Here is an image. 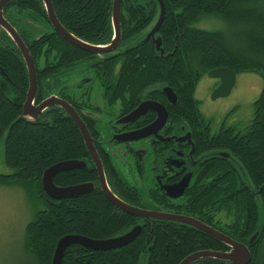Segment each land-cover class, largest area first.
Returning <instances> with one entry per match:
<instances>
[{
	"label": "trees",
	"instance_id": "trees-1",
	"mask_svg": "<svg viewBox=\"0 0 264 264\" xmlns=\"http://www.w3.org/2000/svg\"><path fill=\"white\" fill-rule=\"evenodd\" d=\"M70 1L75 0H52L62 25L75 27H72L73 34L87 43H108L113 34L111 8L115 0H86L87 4L78 8L74 4H64ZM146 1L157 3V0ZM163 1L167 13L162 32H166L171 55L160 57L152 44L138 47L137 54L122 58L125 68L123 74L119 73L121 76L113 68L117 57L91 65L97 70L90 75L102 86L107 101L116 96L119 98L120 88L115 89L113 85L116 81H120L126 91L122 94L124 101L131 98L127 89L142 84L167 85L178 97L171 111L173 128L185 124L194 131H205L206 127L209 129L208 121L195 96L203 76L215 68L226 67L237 74L258 73L264 81V0ZM153 9L155 19L159 8L154 6ZM3 16L22 38L35 62L38 78L35 104L55 95L75 105L77 96V102L85 98L81 108L90 107L87 94H79L70 83L71 70L80 69L82 62H91L90 53L72 46L54 29L43 0H10L4 7ZM70 16L74 23L66 22ZM137 16L128 14L133 22ZM211 18L224 20L233 37L225 31L197 26L202 20ZM29 87L23 53L0 26V147L4 145V159L12 170L10 174L0 173V180L23 184L36 192L44 207L26 227V248L36 258V264H52L57 243L63 236L78 234L98 240L115 238L131 227V223H126L131 215L122 210L124 224L119 230V207L100 189L60 200L46 194L42 176L47 168L88 154L80 129L61 106L46 109L38 120L23 116ZM93 122L97 126L98 123ZM87 125L95 127L90 122ZM240 132V136L219 133L198 142V154H207L208 159L198 171L187 200L194 204L190 208L194 216L203 209L197 204L207 205L203 212L208 209V213L224 215L226 222L213 227L249 247V264H264V86L254 103L252 120ZM203 133L207 135V132ZM213 149L223 150L230 157H210L215 152ZM90 169L89 175L59 173L54 183L66 187L95 179L96 171L94 167ZM137 196H141L138 190L134 193V197ZM133 203L145 206L143 201ZM256 233L258 236L251 243L250 239ZM229 248L213 236L198 229L192 231L189 227L186 230H157L153 237L150 223L146 222L139 236L120 250L98 251L81 245L69 246L63 264H179L198 251H227ZM191 264L233 263L200 258Z\"/></svg>",
	"mask_w": 264,
	"mask_h": 264
},
{
	"label": "flooded vegetation",
	"instance_id": "flooded-vegetation-1",
	"mask_svg": "<svg viewBox=\"0 0 264 264\" xmlns=\"http://www.w3.org/2000/svg\"><path fill=\"white\" fill-rule=\"evenodd\" d=\"M43 3L48 14L44 0ZM64 4L66 6L74 4L78 8V6H83L87 4V2L86 0H75L66 2ZM114 5L115 4L112 3L111 8V31L113 34L108 43H87L73 34L72 31L74 30L72 29V25L70 28H65L59 21L67 33H69V35L77 41H81L85 44L100 49L110 47L113 44L116 45L111 51L95 53L86 49H82L76 44L67 40L72 46L86 50L90 53L88 57L91 59V62H82L80 69L77 71H73V69L71 70L73 75H71L72 80H70V83L73 86L72 88H76V92L79 94H87L86 97L89 98L91 106L84 107V109L81 108L85 98L81 99V102H77V96L75 98V105H71L74 107L77 114L83 119L86 125L88 122H90L92 126H95L93 121L98 123L94 128H90L88 125L87 127L96 151L99 155L100 162L103 166L106 183L111 192L116 197L132 207H137L152 212L168 213L172 215L195 218L211 227H213V225H218L219 223H222L223 225L226 222L225 218L223 217L224 215L217 212L208 213V209H206L207 212H203V209L207 208V205H204L203 207V204H197V206L200 205V207L203 209L198 212L197 216L191 214L190 208L194 204L188 201L187 198L190 196L189 190L193 189L198 171L202 168L204 161L208 159L207 154H198V142H200L203 137L210 136L212 138L214 135H218L219 133H222L223 135L229 134L240 136L242 135V132H240L241 129H238L234 126H227L225 123H222L220 130L215 132L211 128V120L207 119L204 115L203 116L206 118L209 125V129L206 127L205 131L204 129H202V131H194V129L187 127L185 124H181L179 128H173V124L171 123V111L172 105L177 104L178 97L175 103L171 102L165 92V88L169 86L164 84H142L137 88L129 90L127 89V93L131 95V98L124 101L122 94L124 92L126 93V91L121 87V82L116 81L113 83V85H115V89L120 88L119 98L116 96L113 100L107 101L100 83L92 80L93 77L90 75V73H92L94 70H97V67H91V65L102 62L104 59L117 57V62L113 68L115 69L116 74H123L125 65L122 63V58L131 54H137L138 51H136V49L138 47L144 48L151 44L154 46L155 51L160 57L168 58L171 55L169 46H167L166 32H162L163 23L154 34L151 33L160 14V4L158 1L155 3L154 1L146 0H122L119 23L121 36L118 41H116L117 38L114 22ZM154 6H158L159 8L158 16L155 19L154 16H152L154 13ZM53 9L57 17L54 5ZM130 13L138 15L135 22L131 21L133 19L128 17V14ZM166 13L167 10L165 5V17ZM57 19L59 20L58 17ZM73 21L74 20L72 16L69 18L67 17L66 19L67 23H74ZM50 22L54 27L51 19ZM54 29L56 30L55 27ZM75 32L79 33L80 31ZM134 32H136V34H134ZM158 45H160L159 48ZM75 74H82V76L77 77ZM121 74L119 75L121 76ZM96 89H98V92ZM97 95H100L105 101L103 108L95 104L94 99L98 98ZM157 104L162 108L157 107ZM80 108L82 111L81 115L79 114ZM136 110L138 111V115L135 118L124 121L126 116ZM165 111V122L160 127H158V123L154 125L160 115L162 117L164 116ZM203 132H207V135L204 136ZM85 147L88 155L82 158L72 159L81 161L83 163V167L66 172H69L71 175H76L80 172L84 173L85 175H89L91 171L90 168L94 167L96 171V178L73 183L71 186L83 183H91L93 184L92 191L100 189L103 192L100 175L97 170L95 160L86 143ZM213 150H215V152H212ZM213 150H210L212 152L210 157L216 156L219 158H226L224 154L227 153H225L223 150ZM183 180H188V185L181 196L173 197L167 193L169 187L176 185ZM136 190L141 192V196H137L135 198L134 193ZM123 195L128 197V199L124 198ZM78 196L80 195L74 197ZM141 200L145 203L143 205L146 207L137 206L135 203H133L134 201L136 203H141ZM128 214L131 215V217L127 218L126 223H131V227L127 230V232L120 233L114 237H121L136 227H140L141 232L146 222L150 223V229L153 237L157 230H186L187 227H189L192 231L195 229L200 230L198 227L180 220L163 219L157 217H142L130 213ZM123 224L124 216L122 209L119 208V230ZM133 241L115 249L120 250L121 248L128 246ZM229 250L230 248L227 251Z\"/></svg>",
	"mask_w": 264,
	"mask_h": 264
},
{
	"label": "water",
	"instance_id": "water-1",
	"mask_svg": "<svg viewBox=\"0 0 264 264\" xmlns=\"http://www.w3.org/2000/svg\"><path fill=\"white\" fill-rule=\"evenodd\" d=\"M9 1L10 0H0V26L9 33V35L13 38V40L19 46V48L21 49L23 53L26 64H27V68L29 72L30 87L27 93L26 101L23 106V116L30 120H38L40 115L46 109L52 106H55V105L61 106L72 116L73 120L75 121L78 128L80 129L84 137L85 143L88 146L95 160L96 167L100 175L102 190L104 194L106 195V197L113 204L121 208L123 211L128 212L130 214L137 215V216L157 217V218L173 219V220H180V221L187 222L189 224H192L198 227L200 230L213 236L214 238L224 242L226 245L230 247L229 251H215V250L198 251L186 257L179 264H191L193 261L200 259V258L221 259L224 261L231 262L233 264H249L251 261V251L249 247L243 243L233 240L232 238H230L223 232L211 226H208L195 218L172 215L168 213L152 212V211L143 210L137 207H132L124 203L123 201H121L118 197H116L111 192V190L109 189L106 183L103 166L100 162L99 155L94 146L93 140L88 130V127L86 123L83 121V119L77 114L74 107L71 104H69L66 100L59 98L55 95L50 96L49 98L43 100L38 105L35 104L37 88H38V78H37V70H36L35 62L33 60L31 53L29 52V49L27 48L26 44L22 40V38L19 36L15 28H13V26H11V24L3 16V9ZM157 1L160 4V14L158 16L156 25L151 31L152 34H154L159 29V27L161 26L165 18V3L163 0H157ZM44 2H45L49 17L54 27L69 42L76 44L82 49H86V50H89L95 53L111 51L116 46L115 44H113L110 47L100 49V48H95L93 46L85 44L81 41H77L76 39L72 38L69 35V33H67V31L64 29V27L61 25L59 20L57 19L51 0H44ZM121 3H122V0H115L114 22H115V27H116V38H117L116 41H118L121 36L120 26H119L120 15H121ZM159 47L160 45H158V48ZM208 76L211 78H216L219 81L217 87L213 90L212 95H211L213 100L220 98V97L228 96L231 93L236 83V79H237L236 72L226 67L215 68L208 72ZM165 92L167 96L169 97V99L171 100V102L175 103L177 100V95L173 92V90L170 87H166ZM157 107L162 108L158 104H157ZM137 115H138V111L137 110L133 111L128 116H126L124 121L132 120ZM165 120H166V111L163 117L161 115L159 116V118L156 120L154 125L158 123V127H160L165 122ZM224 155L226 156V158L230 157L229 154H224ZM82 167H83V163L79 160H67V161L59 162V163H56L50 166L44 171L43 176H42L43 190L46 192L48 196L56 200H60L63 198H71V197L85 194V193L92 191L93 184L91 183H83V184L66 186V187L57 186L54 183V177L57 174L61 172L70 171L76 168H82ZM187 185H188V180H183L180 183L169 187L167 190V193L173 197L181 196L184 193ZM139 233H140V227H136L132 231H130L129 233L121 237L102 239V240L93 239V238H89L87 236L78 235V234H69V235L63 236L57 243L54 256H53V260H52V264H63L65 251L69 246L73 244H79V245H82L86 248L93 249V250L106 251V250L119 248L121 246L128 244L129 242L133 241ZM257 236H258V233L254 234L251 237L250 242L251 243L254 242Z\"/></svg>",
	"mask_w": 264,
	"mask_h": 264
},
{
	"label": "rangeland",
	"instance_id": "rangeland-1",
	"mask_svg": "<svg viewBox=\"0 0 264 264\" xmlns=\"http://www.w3.org/2000/svg\"><path fill=\"white\" fill-rule=\"evenodd\" d=\"M197 26L225 31L233 37L229 25L220 18L202 20ZM217 84L218 79L208 75L199 81L195 96L200 101L201 112L211 120L215 132L220 130L222 123L243 129L253 118L254 103L264 86L263 78L255 72L239 73L231 93L213 100L211 95ZM97 97L95 104L103 108L105 101L100 95ZM3 147H0V173L10 174L12 170L5 162ZM43 207L36 192L28 186L0 180V264H36V258L26 248V227Z\"/></svg>",
	"mask_w": 264,
	"mask_h": 264
}]
</instances>
